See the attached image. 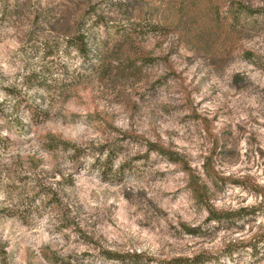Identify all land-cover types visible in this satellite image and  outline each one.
Wrapping results in <instances>:
<instances>
[{
  "label": "rangeland",
  "instance_id": "1",
  "mask_svg": "<svg viewBox=\"0 0 264 264\" xmlns=\"http://www.w3.org/2000/svg\"><path fill=\"white\" fill-rule=\"evenodd\" d=\"M178 258L264 264V0H0V264Z\"/></svg>",
  "mask_w": 264,
  "mask_h": 264
},
{
  "label": "trees",
  "instance_id": "2",
  "mask_svg": "<svg viewBox=\"0 0 264 264\" xmlns=\"http://www.w3.org/2000/svg\"><path fill=\"white\" fill-rule=\"evenodd\" d=\"M182 7H183V5H182ZM245 11L249 12V8L245 7L244 5H240L237 12L244 13ZM157 25H158L157 23L150 21L149 24L147 25L148 30L154 31L155 28H157ZM83 36H84V34H79L77 37V40L75 41L76 43H74V45H75V47L79 53H85L86 49H87V45H86V42H85ZM130 36L131 35L128 33L123 34V44H125V45L130 44V42H131ZM118 52H119V50L115 51L114 53L107 54L108 56H105V61H103L104 65L110 66V64H112L113 61H120L121 57H118ZM196 194H197V198L199 201H202L205 204L207 203L205 201L206 193H205L204 186L198 187L196 189ZM209 210H210L209 213L211 214V217L218 219V217L216 215H214L213 211L211 209H209ZM188 263L189 262L186 259L178 258V259H175L172 264H188ZM191 264H198V261H195V263H191Z\"/></svg>",
  "mask_w": 264,
  "mask_h": 264
}]
</instances>
